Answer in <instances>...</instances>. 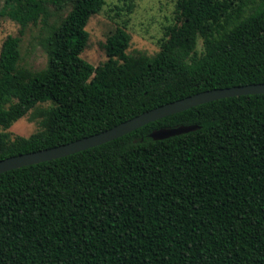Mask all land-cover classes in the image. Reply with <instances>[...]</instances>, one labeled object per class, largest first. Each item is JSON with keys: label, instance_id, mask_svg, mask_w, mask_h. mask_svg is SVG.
<instances>
[{"label": "trees", "instance_id": "trees-1", "mask_svg": "<svg viewBox=\"0 0 264 264\" xmlns=\"http://www.w3.org/2000/svg\"><path fill=\"white\" fill-rule=\"evenodd\" d=\"M55 11L68 8L52 22ZM104 0H6L20 26L0 48V160L64 145L200 92L264 83V0H176L154 56L81 58ZM42 24L44 69L19 65ZM200 45V49L198 48ZM41 129L7 130L37 104ZM196 131L154 141L159 128ZM0 264H264V94L224 98L105 144L0 174Z\"/></svg>", "mask_w": 264, "mask_h": 264}, {"label": "rangeland", "instance_id": "rangeland-1", "mask_svg": "<svg viewBox=\"0 0 264 264\" xmlns=\"http://www.w3.org/2000/svg\"><path fill=\"white\" fill-rule=\"evenodd\" d=\"M6 0H0V10ZM176 0H104L101 11L93 15L85 29L88 32V41L81 53V58L96 67L106 61L103 49L108 36L117 28H123L130 36L128 55L144 54L154 56L160 50L161 40L165 36L166 28L176 21ZM52 13V22L57 16H65L68 8L55 11L48 5ZM20 26L3 18L0 22V48L8 36H19ZM46 35L42 24L29 25L21 37V60L19 65L31 71H39L47 65V54L41 46V40ZM200 43L198 48L200 49ZM50 104H37L23 118L7 130L11 137H29L41 129L42 111ZM1 131V130H0Z\"/></svg>", "mask_w": 264, "mask_h": 264}, {"label": "water", "instance_id": "water-1", "mask_svg": "<svg viewBox=\"0 0 264 264\" xmlns=\"http://www.w3.org/2000/svg\"><path fill=\"white\" fill-rule=\"evenodd\" d=\"M260 94H264V83L200 92L181 100H177L146 111L101 133L53 148L27 154H21L0 160V174L22 167L56 160L105 144L124 135H127L151 122L186 111L205 103L224 98ZM199 128L200 127L197 125H181L173 128H159L153 130L149 134V138L154 141L165 140L171 137L196 131Z\"/></svg>", "mask_w": 264, "mask_h": 264}]
</instances>
